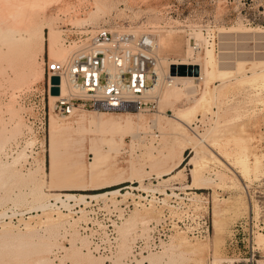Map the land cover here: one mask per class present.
<instances>
[{
  "label": "rangeland",
  "instance_id": "obj_1",
  "mask_svg": "<svg viewBox=\"0 0 264 264\" xmlns=\"http://www.w3.org/2000/svg\"><path fill=\"white\" fill-rule=\"evenodd\" d=\"M93 1L95 0H72L75 3H73L75 11H70L67 14L59 11V7L56 6H51L46 10L47 18L53 17L56 26L54 27L61 30L65 44L74 37L78 30H93L99 26L129 30L130 28L138 29L139 26L144 28L158 27L161 23L165 26L164 32L158 31L156 35L166 33L168 29H183L179 27L178 21H173V25L164 23L166 20L163 18V10L168 5L177 4L176 0H101L110 4L109 9L107 8L108 10L101 17L99 16L82 26L79 25L82 27L81 29L70 25V19L79 16L84 18L88 12H91ZM198 1L207 10H212L225 24L224 27L221 25L218 27L219 44L217 48L214 47V51L220 60V64L225 69L233 70V72L221 79L218 77L211 80L210 85L215 89L220 103H212V108L210 107L204 114L198 109L188 117V125L192 128L188 127L189 133L196 139L197 146L195 149L197 150L193 146H189V148H193H191L192 151H189L188 148L182 151V143L185 141L181 138L180 142L175 144L173 152L165 157L167 160L164 158L161 160L162 162L151 164L144 157V154L151 149H156L154 150L156 153L159 145H162L161 138L164 139V142L166 141L168 146L174 144V136L166 133L170 130L169 126L176 121L175 112H177V108L191 105L193 100L200 95L201 86L203 87L201 82L193 84L195 89L197 88L196 93L191 92L186 95H184L185 91L181 93L176 102L178 107H172V105L160 107L159 97L156 101L157 108L149 109L147 104L143 106L140 112L146 116L144 124L146 127L139 138L141 141L139 139L131 141V137L126 136L124 143L120 146L119 153H116L111 160L104 159L101 161L97 168L96 179L92 184L89 177L78 182L85 183L89 187L100 186L118 176L122 180L124 179L123 182H120L121 184L134 182V184L129 185L134 186V188L126 187L120 191L122 195H118V191L114 194L110 192L114 190L112 189L114 185L102 188L95 187L89 190H70L76 196L74 199H66L65 193L67 192H62L58 197L54 196L55 191H51L53 187H56L53 186L56 183L50 181L53 178L51 176L53 163L49 151L47 96L45 95V112L47 115L43 138L42 133L37 132L40 110L37 106L38 98L33 92L34 89L42 91L45 86L44 61L47 59V51L42 55L39 52L36 53L41 77L29 81L30 83H26L14 93L8 87L0 89V116L4 120L1 128L5 126L7 131L14 129L16 125L19 128V133L3 147H0V199L3 198L4 200L0 206V264H17V262H20L18 264H31L40 256L38 254L20 258L13 257L9 254V251L12 250L13 240L10 241L1 237L5 230L11 229L13 235L24 232L26 222L31 226H36L35 228L40 234L33 239V243L47 241L51 244L52 251L43 254L49 259L50 264H264V246H259L257 243V235L259 233L264 234V230L258 229L261 217L256 204L262 187L253 184L264 173V83L261 79L252 78L254 73L264 71V0H216L214 4L210 0ZM181 34L183 37L180 39V45L177 46L176 38H174L172 47L162 55L175 61V63L180 61L190 63L195 59H187V37L184 36L185 33L182 32ZM36 49L35 41V52ZM218 93L220 94L218 95ZM7 106L13 107V115L8 113ZM170 118L172 119L170 120ZM151 119H155L156 125L154 128H150L151 131H147V126L153 122ZM196 120L200 121L198 126L193 125ZM155 128L159 132L157 137L151 134ZM199 133H205L204 142H200L201 140L198 139L201 137ZM251 136L254 139L248 142L249 151L258 153L257 155L262 161V172L258 178L242 176L238 168L230 164L228 159L236 157L242 150L241 144ZM150 142L153 146L156 145V148H150ZM221 143L223 145L219 147ZM195 151L198 154H212V159H208L207 163L197 173L204 179L198 185L192 181L191 168L193 166L188 163ZM18 153H21V156L16 162H13V158L17 157ZM92 156L93 154L88 150L85 151L86 162L92 161ZM179 157L181 159L179 172L175 170L171 174L156 177L158 173L168 171L179 160ZM59 158L62 160H57L56 173L58 172L59 176H63L69 170V161L62 155H59L57 159ZM130 162L135 163L142 172L133 173L129 171ZM140 162L142 163L140 164ZM2 168L5 170L3 171ZM35 169L34 182L37 184L31 182L29 175H27L29 171ZM232 181L236 183L237 190L232 188L233 183H229ZM246 183H248L247 187ZM40 185L43 188L41 190L42 195L44 194L42 196L43 201L48 203V214L53 217L58 216L57 212L63 214L62 219L59 218L58 222L47 227L37 223L41 219L44 221L46 215L41 214L42 211L35 208L37 205L33 202L35 196L31 195L32 190L35 187L39 188ZM175 186L189 188L201 186L202 194L205 195L203 198L202 195L199 197L201 202H204L201 210L197 209L194 204L183 201L184 195L182 194L179 195L182 198H170L166 188ZM185 191L187 192V190ZM142 192L148 195L142 194ZM79 193H88L87 196L92 193H99V196L87 197L77 201ZM101 193H105V195H101ZM235 193L243 195L249 207L248 212L246 215H226V218L222 212L223 207H225L224 199ZM107 195L108 197L111 196L107 202L108 205H103L101 201L96 200L99 197L106 198ZM250 197L254 206L252 213L250 212ZM162 201L166 205L157 204V202ZM214 204L219 206L215 205L214 207ZM165 208H170L171 211L176 210V213L171 212L170 214V211ZM214 210L217 211L216 215ZM223 216L227 220L223 223L225 236L220 243L217 238H214L213 229L214 220ZM171 217H174L173 221H170ZM160 218L163 221L157 226L156 232L151 234L149 222L151 220L154 222V219L159 222ZM201 218L200 223L206 219L209 224L207 237L200 236V230L193 229L198 219ZM87 220L96 222V225L100 224L98 226L99 235L107 243V230L103 226V222H106L111 229V221H115L118 246L113 242L110 243L108 250H105L106 253L98 252L92 248L88 230L94 226L92 224H88V228L83 226ZM175 221L178 222L179 227L176 231L171 232L169 231L170 224ZM165 233L169 236L165 237L166 240L161 246L147 248L148 242L153 239L158 244V238L163 239ZM134 238L138 239L136 252L133 251L131 243ZM73 244L80 251L79 258L78 255L72 256ZM144 245L146 246L142 247ZM190 245L198 247L199 252H190ZM140 247H142L141 250H138ZM80 258L83 260L78 262ZM151 258H153L152 263H150ZM233 259L238 263H232Z\"/></svg>",
  "mask_w": 264,
  "mask_h": 264
},
{
  "label": "bare ground",
  "instance_id": "obj_2",
  "mask_svg": "<svg viewBox=\"0 0 264 264\" xmlns=\"http://www.w3.org/2000/svg\"><path fill=\"white\" fill-rule=\"evenodd\" d=\"M61 2L62 4H60ZM73 3L74 2H72V0H0V89H3L4 87H8V89L12 90L11 92L14 93L20 90L29 81L31 82V80H35L36 78L41 77L38 63L36 61L37 52H39L42 55L45 51H47L48 53L47 56L49 60L58 61V62H63L68 58V56L70 55V53L74 48L75 41L72 38L68 40L69 42L67 41V44H65L64 42L65 38L62 39L61 30L55 28L56 26L54 24L55 21L53 20V17L47 18L46 10L51 6H56L59 7V11L67 14L70 13V11H75ZM109 5L110 4L105 1L95 0L93 1L91 12H88L86 17L81 18L79 16L72 18L70 19L69 23L70 25L77 26L78 27L77 29H81L82 27L80 26L89 23V21H92L98 18L99 16L101 17V15L104 14L106 10L109 9L108 8ZM165 20L166 21L164 23H169L171 25H173L175 21L177 22V20L173 18H168ZM178 25H180L179 22ZM139 27H137L138 29L130 28L129 30L138 32L143 30L147 31L148 28H150V27L144 28L141 26ZM164 27L165 26H163L160 23L158 27L150 28V31L153 32L154 35L153 37L154 46L152 48L151 53L156 60L157 78L154 85L151 87L149 96L154 97L156 101L159 97L160 107H163L165 105L168 106L172 105V107L173 106L178 107L176 106V102L177 100H179V97L181 93H183V91L186 92L184 93V95L188 93L190 94L191 92L196 93L197 88L195 89V85L193 84H197L199 82H201L203 87L201 86L202 90L200 92V95L193 100V103L191 105L189 106L186 105V107L177 108V112H175L176 121L172 123L171 126H169L170 130L166 133L174 136L173 138L174 144L168 146L165 143L166 141L164 142V139L161 138L160 140L162 145H159V148H157L156 153H154V150L156 149L154 150L151 149L152 151L150 150L149 152L144 154V157L147 158L146 160H149L151 164H156L160 162L162 159L164 160V158L168 154L170 155V153H172L174 150L175 144L179 143L181 138L184 139L183 141L186 142V143L185 142L182 143V151L189 148V146H193V148L195 149V147L197 146V142L195 137L191 135V133H189L188 127L190 126L188 125L189 122L187 121L188 117L194 114L195 111L198 109L199 111H201V113L204 114L206 111L209 110L212 103L215 104L220 103L218 102L219 98L215 92V89L210 85L211 80L213 78H218V77L221 79L225 77L227 74L233 72V70L231 71L229 69H225L220 64L219 58H217L215 55L214 44L212 42L206 41L204 37L202 38L200 32H195L194 37L196 38V40H200L201 49L198 51H194L189 43V37L186 35L184 29H168L167 31L165 30L166 33H159L158 35H156L158 31L164 32L163 30ZM45 29H47V32H45ZM95 29L78 30L77 33H82L86 31L94 32ZM182 32L185 33L184 36L187 37L186 39L187 40L186 44L188 45V48L186 50L187 59H195L190 63H184L183 61L175 63V61L169 60L167 57L162 55L166 53V51L169 50L170 47H172L174 38H176L175 41H177V46L180 45L179 44L180 39L183 37V34H181ZM35 41L37 44L36 52L34 50ZM181 63L183 65L188 64L186 66L197 65L199 68V73L197 75L171 74L169 71L170 66L174 64L177 66L180 65ZM252 78L257 80L261 79V81L264 83V71L260 73H254L252 75ZM187 84H191V85H187ZM59 89L60 92L58 95H51L50 92L48 93V103L50 107L49 115L51 113L49 118V125H48L49 151H50V159L51 162L53 163V168L51 172V176L53 178H51L50 181L56 183V185H53L56 187H53L51 189V191L52 190L55 191V193H53L54 196L59 197V195L62 192L63 193L67 192L65 193L66 199H70V198L74 199L76 198V196L70 190H89L95 187L102 188L123 182L124 179L122 180V178L118 176L113 180L107 181L106 183H102L103 185L100 186L93 185L89 187L85 183L84 184L78 183L80 180L84 179L85 177H89L90 183L92 184V182H94V180L96 179V174L98 171L97 168L100 165L101 161L104 159L105 160L113 159L115 157V154L119 153V150H121L120 146L124 143V139L126 136H130L131 141H133L134 139H139L141 137V133H144L143 129L146 127L144 126L146 116L140 111L138 112L125 111L121 113H115V112H101V111H89V110L74 111L66 117L59 116L54 111L55 101L58 98H60L61 95L69 94L71 91H74V89L68 84L66 79L63 77L60 80ZM219 94L220 93H218V95ZM7 108H8L7 110L9 111L8 113L13 115L14 114L13 107L7 106ZM80 113H84V114H80ZM85 114L91 116L87 117ZM92 115H98V116L95 117ZM154 118L157 117L154 116ZM172 118H170V120ZM151 120L153 121L151 122L153 124L150 125L151 124L150 123L147 126V131H149L150 128L152 127L154 128V126L156 125L155 119H151ZM3 122L4 120L0 116V147H3L17 133H19L18 125H16L14 129L9 131H7L4 128L5 126L1 128ZM197 122H199L200 124V121L196 120L193 123V125L198 126L199 124H197ZM205 133H201V134L199 133L200 134L199 136H201L200 138H198L199 140H201L200 142L205 141L204 138ZM151 134L157 137L159 132L155 128L153 129V132H151ZM253 139H254L253 136L246 138L245 141L240 146V148L242 149L240 153H238L236 157L228 158L230 164L237 167L241 175L246 178H249L251 176L258 178L262 172V161L260 159V156L257 155L258 153L257 154L251 153L249 151L248 142H250ZM149 144H150L149 145L150 148H156L155 147L156 145L153 146L152 142H150ZM222 145H223L222 143L219 144V147ZM87 150L93 154L92 161H90L89 163L86 162L84 158L85 151ZM59 155H62V157L65 156L67 161H69V168H68L69 170L66 172L67 170L66 169L65 170L66 173H64L63 176H59L57 174L58 172L56 173V164L58 162L57 160L61 159V158L57 159ZM209 155L205 153L198 154L197 151H195L194 155L191 156L188 161V163L192 164L193 166V168H191L192 181L195 182L197 185L201 181H204V179L198 176L197 173L199 172L200 168L205 163H207L208 159H212L211 158L212 154L210 156ZM20 156L21 153H18L17 157L13 158L12 161L16 162ZM226 157L228 156L226 155ZM251 158H253V160H251ZM165 159L167 160V158ZM178 159L179 160L168 171L166 172L162 171L163 173H158L156 177H162L163 175L165 176L166 174H171L175 170H178L179 172L181 170V159L180 157ZM141 163L142 162H140V164ZM2 166L5 165L2 164ZM128 167L130 168L129 171L133 173L142 172L140 171L139 167H137V165L133 162H130V165H128ZM2 170L4 171L5 169L2 168ZM35 172L36 169L33 171H29L27 173V175H29L30 177L31 182H34ZM229 183H233L234 186L232 188L237 190V185L234 181ZM195 187L201 188V186H195ZM30 188L32 189V186H30ZM42 189L43 188H41V185L39 188L35 187V189L32 190V194H31L32 196L34 195L35 197L34 196H33L34 198L32 196L30 197H32L33 202L37 204L35 208L42 211L41 214L46 215L44 221H42L41 219L37 223L44 224L47 227L48 225H52L58 222L59 218H61L63 214L57 211H56L58 214L57 217H53L52 215L48 214L47 212L48 203L47 202L45 203V201H43L42 196L44 194L42 195V191H41ZM110 192L114 194L117 192V190L115 188L113 191ZM37 194L39 195L36 196ZM87 194L88 193H79L77 197V201L84 200L87 197L93 198V197H97V195L99 196V193H92L89 194V196H87ZM101 195H105V193L104 194L101 193ZM224 200H225V207H223L222 212L226 218H227L226 215L238 216L240 214H245V215L247 214L249 207L243 195L241 196V194L235 193L234 195H231L230 197H227ZM3 203L4 200L3 198H1L0 206ZM215 205L216 204H214V207ZM214 213L216 215L217 211L214 210ZM224 216L222 218L219 219L217 218L214 220L213 236L214 238H217L220 241V243L223 240V237L225 236V229L223 227V223H225V220L227 219H225ZM35 227L36 226H31V224L26 222L25 225L26 229L24 232L22 233L19 232L17 235L16 234L13 235L11 233V229L10 230L4 229L5 233H3L1 237L7 238L10 241L13 240L11 245L12 250L9 251L10 252L9 254L12 255L13 257L20 258V257H28V255L31 256V255L39 254L40 256L37 259L35 260L33 259L34 260V262H32L33 264H50L51 262L49 261V259L47 257H44L43 254L52 251L51 244L47 241H39L33 243V239L35 237L40 236L38 230ZM176 238L177 237H175V239ZM81 241L84 243L83 240ZM176 243L178 245V242ZM257 243L259 246H264V234L259 233L257 235ZM189 251L193 253L199 252L198 247L195 246H191ZM79 254L80 251L76 249L75 245L73 244L72 256L74 257L78 255L79 258L80 256ZM80 260H83V258L82 259L80 258L78 262H80ZM150 260H151L150 263H152L153 258H151ZM18 263L20 262H17V264Z\"/></svg>",
  "mask_w": 264,
  "mask_h": 264
},
{
  "label": "built area",
  "instance_id": "obj_3",
  "mask_svg": "<svg viewBox=\"0 0 264 264\" xmlns=\"http://www.w3.org/2000/svg\"><path fill=\"white\" fill-rule=\"evenodd\" d=\"M210 1L214 4L216 0ZM176 2L177 4L173 3L170 6L168 5L163 10V17L165 19H176L180 23V26L183 27L186 35L189 37V43L192 49L194 51L201 49L200 40H196L194 37L195 32H200L202 38L204 37L206 41L212 42L217 47L219 42L218 27L225 25L223 21L212 10H207L203 7L198 0H176ZM150 28L147 31L134 32L133 30H119L117 28L99 26L94 32H76L73 37L75 41L74 48L65 61L58 62L49 60L47 56L46 61H44L45 86L42 91L33 90L35 96L38 98L37 106L40 110L37 132L42 133L44 138L47 114V123L49 120V113L46 114L45 112V95L47 96V109L49 112L48 93L51 87L50 77L53 75L59 76L60 80L62 77L65 78L68 84L74 89L69 94L61 95L55 101L54 111L59 116L66 117L74 111L84 110L136 112L140 111L146 104L149 109L157 108L155 98L149 96L151 87L157 78L156 60L151 53L154 46V35L150 31ZM188 150L192 151L191 148H188ZM132 184L134 182H129V184L124 182L112 187L116 188L118 195H122L120 191L126 187L134 188V186H129ZM247 184H245L246 187ZM253 184L262 187V191L258 195L259 200L256 204L261 217L259 225L260 228H264V173ZM166 191L169 192V194L165 193L170 198L180 197V194L184 195L183 198H180L183 201L194 204L199 210L204 206V202H201V198H199L201 197L200 195H202V198L205 196L202 194L201 188L175 186L173 188H166ZM143 193L145 194V192ZM111 196L108 197L107 195L106 198L99 197L96 200L98 202L101 201L103 205H108L107 202H109L108 200ZM250 203V212L252 213L254 206L251 197ZM157 204L166 205L163 201L157 202ZM165 209H168L170 214L171 212L176 213V210L171 211L172 209L170 208ZM170 219V221H173L174 217ZM154 220V222L152 220L149 222L151 234L156 232L157 226L163 221L161 218L159 222L156 219ZM201 220L202 218L198 219L193 229L200 230V236L207 237L209 235L208 221L205 219L200 223L199 221ZM152 223L154 225H151ZM88 224L94 226L88 230V236L92 248L96 251L104 253L105 250H108L112 242L118 246V235L116 234L117 232L115 233V226L117 225L115 221H111V229L106 222H103V226L107 230L106 236L108 237V243L99 235L98 226L100 224L96 225V222L87 220L83 226L88 228ZM170 225L169 231L171 232L176 231L179 227L177 221ZM168 236L165 233L163 239L158 238V244L152 239L147 243V248L161 246L166 240L165 237ZM137 241L138 239L134 238L131 242L134 252L137 250ZM142 247L138 250H141ZM232 263L238 262L233 259Z\"/></svg>",
  "mask_w": 264,
  "mask_h": 264
},
{
  "label": "water",
  "instance_id": "obj_4",
  "mask_svg": "<svg viewBox=\"0 0 264 264\" xmlns=\"http://www.w3.org/2000/svg\"><path fill=\"white\" fill-rule=\"evenodd\" d=\"M171 74H178V75H197L199 73V68L197 65L193 66H186L183 64L180 65H171L169 69ZM60 79L59 76L53 75L50 77V84L51 87L49 92L51 95H58L60 92L59 89Z\"/></svg>",
  "mask_w": 264,
  "mask_h": 264
},
{
  "label": "crops",
  "instance_id": "obj_5",
  "mask_svg": "<svg viewBox=\"0 0 264 264\" xmlns=\"http://www.w3.org/2000/svg\"><path fill=\"white\" fill-rule=\"evenodd\" d=\"M258 229H259L260 231L264 230V228H260V227H259Z\"/></svg>",
  "mask_w": 264,
  "mask_h": 264
},
{
  "label": "trees",
  "instance_id": "obj_6",
  "mask_svg": "<svg viewBox=\"0 0 264 264\" xmlns=\"http://www.w3.org/2000/svg\"><path fill=\"white\" fill-rule=\"evenodd\" d=\"M112 189H115V188H112Z\"/></svg>",
  "mask_w": 264,
  "mask_h": 264
}]
</instances>
